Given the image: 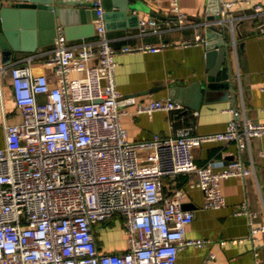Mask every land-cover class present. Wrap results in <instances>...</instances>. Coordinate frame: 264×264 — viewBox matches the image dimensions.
I'll return each mask as SVG.
<instances>
[{"label":"built area","instance_id":"1","mask_svg":"<svg viewBox=\"0 0 264 264\" xmlns=\"http://www.w3.org/2000/svg\"><path fill=\"white\" fill-rule=\"evenodd\" d=\"M242 4L252 6L257 30L264 32V0H221L220 17L200 27L228 30L236 51L230 9ZM90 5L96 12L92 41L71 45L57 29L50 49L25 55L10 66L0 61V82L1 72L9 67L13 98L23 115L20 123L0 118L5 129L0 146V264H176L179 249L206 241L186 237L194 213L182 206L183 189L164 191L163 177L193 173L191 185L203 190L204 207L219 208L226 203L221 179L253 172V164L244 165L239 156L219 171L211 161L194 165L192 148L203 142L236 141L242 150L253 137L264 138V122L241 117L234 109L222 131L178 128L174 137L155 133L146 140L128 138L121 124L128 105L134 104L137 113L165 110L178 115L184 104L172 97L137 102L117 89L118 50L106 32L103 2L90 0ZM170 11L179 25L185 22L179 0H170ZM147 24L157 29L154 20ZM192 42L206 40L197 33L194 40L183 41ZM160 46L124 45L119 52ZM41 57L52 76L32 71ZM141 150H149L146 157H139ZM117 215L127 248L101 250L97 235L102 223ZM250 231H264V225L251 224Z\"/></svg>","mask_w":264,"mask_h":264},{"label":"crops","instance_id":"2","mask_svg":"<svg viewBox=\"0 0 264 264\" xmlns=\"http://www.w3.org/2000/svg\"><path fill=\"white\" fill-rule=\"evenodd\" d=\"M220 1L179 0V10L187 17L181 25L177 15L170 11V0H141L144 10L128 9L123 16L111 2V14L104 15V19L110 43L118 50L115 69L117 89L124 95H133L137 102L172 97L184 104L178 115L165 110L137 113L134 104L128 105L129 113L122 115L121 124L130 140L150 139L155 133L174 137L178 128L191 133L222 131L234 117L233 109L241 117L264 122V32L257 30L253 8L247 4L230 9V14L235 17L236 51L229 31L218 27L228 42L229 92L221 88L211 89L198 100V108L192 106L198 85L204 82L206 75L207 47L204 42L184 44L183 41L194 40L197 33L205 38L206 27L201 28L200 24L213 13L208 7ZM55 2L59 9L66 12L68 9L84 10L83 17L72 13L67 21L58 20L56 30L63 31L67 42L79 45L92 41L95 31L90 0ZM3 5L8 6L9 2L4 1ZM104 5L103 1L105 13ZM12 16L7 14V21L1 23V62L10 66L25 55L46 51L53 46V29L44 20L31 14L17 19ZM150 20L157 23V29L147 24ZM65 27L69 28L68 31ZM213 38L215 40L217 36ZM144 44L161 46L158 50L119 52L124 45ZM217 59L216 55L214 60ZM32 71L52 76V68L43 61V57L33 63ZM78 75L73 73V76ZM0 118L9 124L23 121L22 112L13 98L9 67L1 72ZM4 135L5 129L0 124V146L4 143ZM148 152L141 150L138 155L144 158ZM192 155L195 166L211 161L216 171L239 156L244 165L253 164V172L221 179L220 188L226 203L219 208L204 207L203 190L191 185L196 179L193 173L180 172L163 177L164 191L171 193L175 189H183L182 206L194 213L186 228V237L206 241L201 246L187 245L179 249L176 264H264V231L253 234L250 231L251 224L264 225V138L253 137L249 147L242 150L236 141L203 142L192 148ZM238 209L243 211L239 213ZM97 246L109 252L127 248V238L118 215L102 223Z\"/></svg>","mask_w":264,"mask_h":264},{"label":"water","instance_id":"3","mask_svg":"<svg viewBox=\"0 0 264 264\" xmlns=\"http://www.w3.org/2000/svg\"><path fill=\"white\" fill-rule=\"evenodd\" d=\"M8 1L9 5L4 6L3 2ZM105 3L106 12L105 16H109L111 2L119 8L118 13L123 16L128 9L134 11L144 10V6L141 0H102ZM208 10L213 12L208 15V19L218 18L220 15L217 13L219 10V2L212 3ZM89 15V12L86 11ZM81 15L83 17L84 10L78 9H68L67 12L64 9H59L56 6L55 0H1L0 3V29L2 24L7 21V14H12L17 19L23 18L26 14H31L35 16L36 19L44 20L54 32V37L56 34V25L58 20L65 22L68 19V16ZM92 17L95 19L96 12L92 8ZM136 16L138 14L136 13ZM13 17V16H12ZM58 18V19H57ZM94 27V24H93ZM68 31V27H65ZM224 29V28H223ZM205 40L207 47V71L204 77V82L198 85L196 97L194 98L195 103L192 105L195 108L199 107L198 100L201 99L203 94L214 88H221L229 92L231 88V75H230V65H229V54H228V42L224 39V32H222L217 26L210 25L205 29ZM217 36V39L214 40V36ZM53 37V40H54ZM218 56L217 60H214L215 56ZM179 98V97H178ZM180 99V98H179ZM183 100V99H180Z\"/></svg>","mask_w":264,"mask_h":264}]
</instances>
